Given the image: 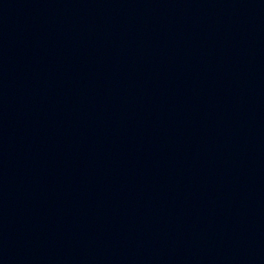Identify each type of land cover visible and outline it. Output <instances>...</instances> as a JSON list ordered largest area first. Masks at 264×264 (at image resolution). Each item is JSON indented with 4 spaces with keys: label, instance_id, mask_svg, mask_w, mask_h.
<instances>
[{
    "label": "water",
    "instance_id": "95a60500",
    "mask_svg": "<svg viewBox=\"0 0 264 264\" xmlns=\"http://www.w3.org/2000/svg\"><path fill=\"white\" fill-rule=\"evenodd\" d=\"M0 264H264V0H0Z\"/></svg>",
    "mask_w": 264,
    "mask_h": 264
}]
</instances>
